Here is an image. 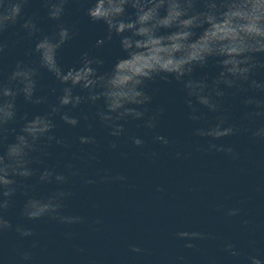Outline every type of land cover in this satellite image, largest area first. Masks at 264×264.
I'll return each mask as SVG.
<instances>
[{
	"label": "clouds",
	"instance_id": "clouds-1",
	"mask_svg": "<svg viewBox=\"0 0 264 264\" xmlns=\"http://www.w3.org/2000/svg\"><path fill=\"white\" fill-rule=\"evenodd\" d=\"M70 2L41 0L48 20L54 22L52 33L46 34L39 26V13L28 15L25 11L31 0H0V58L21 41H34L25 52L34 59H18L7 72L0 69V238L9 233L20 239L34 237V229L25 222L47 220L66 226L88 223V217L67 212V202L74 192L66 186L76 178L88 185L98 182L83 176L73 162H99L97 128L106 132L111 150L118 148L120 138L142 149L146 145L142 136H150L161 146L175 145L176 141L160 131L166 107L152 106L149 85L157 80H174L180 85L184 118L194 125L192 135L205 141L196 146L197 151L238 159L239 152L232 145L217 141L245 135L254 142H264V79L256 78L264 71V0H91L87 16L107 28L106 37L97 40L96 46L117 36L126 54L104 73L99 72L103 59L89 52L81 55L78 66L64 69L59 63V50L76 34L75 26H68L64 20ZM17 25L23 35L16 33L18 39L14 41L3 39ZM210 60H215L218 73L211 79L194 76ZM44 72L61 86L56 102L43 114H19L18 97L33 105L48 103L39 87ZM236 105L241 109L239 119L233 115ZM57 117L73 129L83 122L87 133L75 136L79 145L86 146L80 149L82 154L73 153L62 166L59 160L49 163L55 155L52 150H71L73 141L56 134ZM130 122H135L136 132L142 134L130 130ZM175 155L181 157L179 151ZM189 155L184 154V158ZM97 175L99 182L127 179L110 170L102 174L98 171ZM41 185L53 187L41 193ZM18 195L24 199L14 223L10 212L17 207ZM217 207L228 217L241 212L238 207ZM94 223L101 221L96 219ZM63 235L72 239L76 234L66 231ZM174 235L185 241L184 248L196 251L195 241L218 239L202 231L179 230ZM31 247H37V241ZM129 248L133 253L144 252L135 243ZM220 250L230 257L241 255L229 241H224ZM33 260L32 251L13 249L11 264H33ZM246 260L248 264H264L259 254ZM176 264H186V258L177 256ZM207 264H219V260L209 257Z\"/></svg>",
	"mask_w": 264,
	"mask_h": 264
}]
</instances>
